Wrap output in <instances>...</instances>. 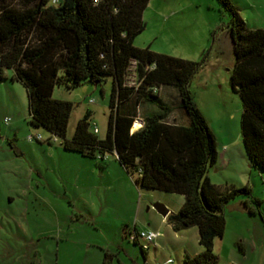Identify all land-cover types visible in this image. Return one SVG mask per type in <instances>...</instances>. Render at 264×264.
<instances>
[{
  "label": "rangeland",
  "instance_id": "rangeland-1",
  "mask_svg": "<svg viewBox=\"0 0 264 264\" xmlns=\"http://www.w3.org/2000/svg\"><path fill=\"white\" fill-rule=\"evenodd\" d=\"M229 1L247 29H264V0ZM231 17L221 0H149L145 28L133 44L201 64L189 89L216 138L211 179L248 185L260 200L259 208L250 204L260 210L255 213L249 212L246 195L224 207L225 229L213 252L217 264H264V170L250 166L242 141V102L230 82L235 65ZM111 88V76L100 84L54 86L52 97L73 104L68 138L86 111L90 129L96 124L98 137L106 136ZM160 96L174 107L171 119L187 118L177 107L174 86H165ZM29 118L25 86L10 77L0 80V264H182V249L171 245L156 254L150 249L144 261L131 237L135 226L163 229L153 203L179 194L136 185L112 154L104 162L64 150L60 139L33 127ZM37 134L42 138H29ZM189 237L187 246L202 250L198 234ZM106 253L111 262L105 263Z\"/></svg>",
  "mask_w": 264,
  "mask_h": 264
},
{
  "label": "trees",
  "instance_id": "trees-1",
  "mask_svg": "<svg viewBox=\"0 0 264 264\" xmlns=\"http://www.w3.org/2000/svg\"><path fill=\"white\" fill-rule=\"evenodd\" d=\"M148 2L0 0V80L10 77L25 86L30 124L60 139L64 150L102 161L116 154L136 185L183 195L182 207L168 214L167 222L174 231L196 226L203 249L185 255L182 264H217L213 246L224 233V207L246 195V206L255 213L258 209L250 204L259 208L260 200L248 185L209 179L207 172L218 157L216 138L189 89L201 64L133 44L145 28ZM221 2L232 13L228 27L235 65L230 82L242 102L244 149L250 166L264 170V29H247L230 1ZM129 72L135 73L131 85ZM107 76L112 88L106 136L90 129L86 111L68 138L73 104L52 97L54 86L85 80L100 84ZM170 85L178 91L177 107L187 115L182 122L170 118L174 107L160 96ZM139 113L143 125L131 132Z\"/></svg>",
  "mask_w": 264,
  "mask_h": 264
},
{
  "label": "crops",
  "instance_id": "crops-1",
  "mask_svg": "<svg viewBox=\"0 0 264 264\" xmlns=\"http://www.w3.org/2000/svg\"><path fill=\"white\" fill-rule=\"evenodd\" d=\"M114 156L117 159V156L115 154H114ZM106 159H107V157L104 159V162L106 161ZM119 164L126 170V168L120 162H119ZM207 175H208L209 179L212 182H214L211 179L210 170H208ZM172 198H174V199H172ZM172 198H169V199L168 198L162 199L161 197L158 198V199H162L160 201H162V204H164L168 208V214L176 213L177 211H179V209L182 207V205L184 203L183 195L179 194V196L172 197ZM155 203H158V202H154L153 205ZM167 215L162 216V221L165 222V227L163 229L159 228L158 224H152V226H154L153 228L143 226L142 228L137 229V230L149 229V230H153V231H158L160 233V235L155 238L154 242L150 245V247L147 250H145L144 253L141 251V253L143 254L144 261H146L147 257L149 256L150 249H152V251L156 254V252H158L159 247L161 249L165 250L169 245H171L173 248L182 249L183 257L187 254L188 255H195V254L202 251V250H195V247L193 248V247L187 246V241H189V239H190L189 236L191 234H198L197 227L191 226V227H188L185 229H181L179 231H174L172 226L167 222ZM135 228H136V226H135ZM177 233H179V235H177ZM198 242H199V234H198ZM136 243L139 245L140 249L142 250L139 242L136 241ZM107 255H108L107 257L105 256V260H106L105 263L111 262V259H112L109 254H107Z\"/></svg>",
  "mask_w": 264,
  "mask_h": 264
},
{
  "label": "built area",
  "instance_id": "built-area-1",
  "mask_svg": "<svg viewBox=\"0 0 264 264\" xmlns=\"http://www.w3.org/2000/svg\"><path fill=\"white\" fill-rule=\"evenodd\" d=\"M127 76H128V81H127L128 84L129 85L133 84L134 80H135V73L129 72ZM153 89H154V91L158 90L156 87H154ZM91 101H93V99H91ZM5 121L8 122L9 118H5ZM136 122L138 123V127L135 130H138L143 125V119L140 117V115L136 116V118L133 122V125ZM92 130L95 133L98 132V127L96 126V124L93 125ZM131 132H133L132 128H131ZM29 138L30 139H32V138L33 139H41L42 137L40 134H37V135H30ZM55 138H57V137H55ZM159 235H160V233L158 231H153V230H149V229L138 230L137 232L135 229H133V232L131 233L132 239L139 242L141 248L144 250H147L150 247V245L154 242L155 238L158 237ZM171 260L172 259H169V261H171Z\"/></svg>",
  "mask_w": 264,
  "mask_h": 264
},
{
  "label": "water",
  "instance_id": "water-1",
  "mask_svg": "<svg viewBox=\"0 0 264 264\" xmlns=\"http://www.w3.org/2000/svg\"><path fill=\"white\" fill-rule=\"evenodd\" d=\"M154 207L159 211L162 216H166L168 214V208L164 204L155 203Z\"/></svg>",
  "mask_w": 264,
  "mask_h": 264
},
{
  "label": "bare ground",
  "instance_id": "bare-ground-1",
  "mask_svg": "<svg viewBox=\"0 0 264 264\" xmlns=\"http://www.w3.org/2000/svg\"><path fill=\"white\" fill-rule=\"evenodd\" d=\"M138 127V123L136 122L133 126H132V130H135Z\"/></svg>",
  "mask_w": 264,
  "mask_h": 264
}]
</instances>
